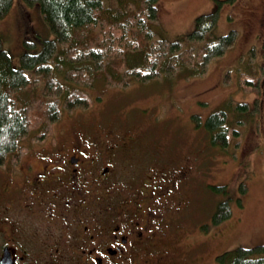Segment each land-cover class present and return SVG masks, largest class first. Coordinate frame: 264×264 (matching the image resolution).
Listing matches in <instances>:
<instances>
[{"label": "rangeland", "instance_id": "1", "mask_svg": "<svg viewBox=\"0 0 264 264\" xmlns=\"http://www.w3.org/2000/svg\"><path fill=\"white\" fill-rule=\"evenodd\" d=\"M22 4L21 0H12L11 9L0 20V40L15 68L21 53L39 50L49 38L42 22L38 27L34 11L25 12L27 7ZM157 9L161 23L155 30L158 38L173 40L191 31L198 15L217 9V25L211 36L234 30L237 40L200 76L176 73L100 93L86 90L91 107L65 112L49 137L54 133L58 136L64 128L81 129L86 121L119 126L123 128L117 131L120 135L135 129L125 130L122 124H135L140 132L143 126L144 135L155 141L153 148L157 151L149 155V161L152 157L161 161L169 172L184 161L192 168L191 176L182 177L175 191L180 202L175 220L179 214L189 213V218L184 215L180 223L175 222L184 230L178 237L185 248L181 254H174L177 260L173 263L165 250L160 264H216L224 252L264 245V0H158ZM22 15L26 19L19 34L16 21ZM26 41L35 44L28 49ZM250 78H259V87L242 89L241 80ZM240 103L248 109L236 108ZM217 110L226 112L227 122L237 132L225 149L212 145L202 127L204 119ZM193 117L199 120L198 125ZM21 142L29 148L35 143L29 137ZM159 170L164 177L161 165ZM188 182L193 185L192 191ZM210 187L221 188L215 191ZM173 205L175 201L167 206ZM218 208H227L230 218L223 221ZM160 218H166V212ZM253 256L264 259V250ZM145 258L150 262H143ZM129 259L133 264H155L149 250L136 252Z\"/></svg>", "mask_w": 264, "mask_h": 264}, {"label": "flooded vegetation", "instance_id": "2", "mask_svg": "<svg viewBox=\"0 0 264 264\" xmlns=\"http://www.w3.org/2000/svg\"><path fill=\"white\" fill-rule=\"evenodd\" d=\"M128 125L134 131L120 135L119 126L86 121L23 144L17 161L8 156L0 165V264L5 255L11 264H133L141 250L155 264L165 250L177 260L185 244L175 222L189 213L175 220V191L192 168L184 161L169 172L149 161L155 141Z\"/></svg>", "mask_w": 264, "mask_h": 264}, {"label": "trees", "instance_id": "3", "mask_svg": "<svg viewBox=\"0 0 264 264\" xmlns=\"http://www.w3.org/2000/svg\"><path fill=\"white\" fill-rule=\"evenodd\" d=\"M21 1L23 8L27 7L25 12L34 11L38 27L42 22L49 38L39 50L21 53L17 68L12 67L0 40V165L10 162L8 156L17 161L26 152L23 138H48L65 112L89 109L91 99L86 90L100 93L176 73L200 76L237 40L234 30L211 36L217 9L198 15L191 31L167 40L155 34L161 24L158 0ZM11 7L12 0H0V20ZM25 19L22 15L16 21L19 34ZM25 44L31 49L35 43ZM241 81V88L247 91L259 87V78ZM236 108L246 111L248 106L240 103ZM193 120L199 124L197 117ZM202 127L210 143L222 149L237 136L224 110L208 115ZM220 188L210 187L215 191ZM218 212L223 221L231 216L227 208H218ZM262 250L263 245L236 248L217 257L216 264H264L263 258L253 256Z\"/></svg>", "mask_w": 264, "mask_h": 264}, {"label": "water", "instance_id": "4", "mask_svg": "<svg viewBox=\"0 0 264 264\" xmlns=\"http://www.w3.org/2000/svg\"><path fill=\"white\" fill-rule=\"evenodd\" d=\"M2 261V264H11L10 258L6 255L3 257Z\"/></svg>", "mask_w": 264, "mask_h": 264}, {"label": "bare ground", "instance_id": "5", "mask_svg": "<svg viewBox=\"0 0 264 264\" xmlns=\"http://www.w3.org/2000/svg\"><path fill=\"white\" fill-rule=\"evenodd\" d=\"M159 25V24H158ZM157 35V34H156Z\"/></svg>", "mask_w": 264, "mask_h": 264}]
</instances>
